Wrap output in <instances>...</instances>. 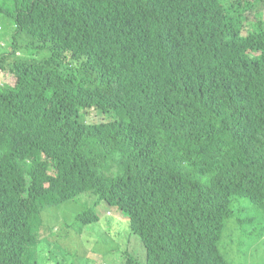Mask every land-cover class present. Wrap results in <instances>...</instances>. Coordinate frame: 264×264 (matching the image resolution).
<instances>
[{
	"label": "trees",
	"instance_id": "16d2710c",
	"mask_svg": "<svg viewBox=\"0 0 264 264\" xmlns=\"http://www.w3.org/2000/svg\"><path fill=\"white\" fill-rule=\"evenodd\" d=\"M227 1L0 0V264H39L42 212L82 193L138 236L124 264H231L233 197L264 213V21Z\"/></svg>",
	"mask_w": 264,
	"mask_h": 264
},
{
	"label": "rangeland",
	"instance_id": "374dc122",
	"mask_svg": "<svg viewBox=\"0 0 264 264\" xmlns=\"http://www.w3.org/2000/svg\"><path fill=\"white\" fill-rule=\"evenodd\" d=\"M228 7L227 0H220ZM236 15L246 17L242 33L254 29L257 20L264 21V0H246ZM10 20L0 17V34L10 31ZM14 75L0 70V83L13 84ZM92 123L109 119H125L121 112H101L91 108ZM84 110L80 111V118ZM79 194L74 199L53 205L42 212L41 241L36 247L39 264H124L128 257L142 261L144 248L137 235L130 230L128 220L116 208L99 201L97 195ZM83 197V198H82ZM95 203V205H94ZM232 213L224 220L217 247L231 264H264V213L256 212L247 199L233 197ZM88 207L98 215L96 222L83 224L76 217Z\"/></svg>",
	"mask_w": 264,
	"mask_h": 264
},
{
	"label": "clouds",
	"instance_id": "9594fccd",
	"mask_svg": "<svg viewBox=\"0 0 264 264\" xmlns=\"http://www.w3.org/2000/svg\"><path fill=\"white\" fill-rule=\"evenodd\" d=\"M219 2H220V0H219ZM117 166V165H116ZM95 205V204H94ZM87 210H91L95 215H96V217H98V215L96 214V212L94 211V208L93 207H88L87 209H85L84 210V212L85 211H87ZM83 224H88V223H92V221L93 220H83V219H81L80 220ZM263 229H264V226L262 227ZM264 234H262V236H263Z\"/></svg>",
	"mask_w": 264,
	"mask_h": 264
}]
</instances>
